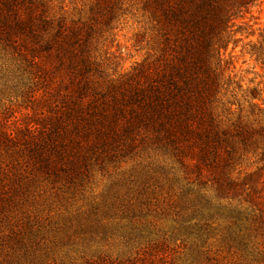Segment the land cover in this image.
Segmentation results:
<instances>
[{
	"label": "trees",
	"instance_id": "obj_1",
	"mask_svg": "<svg viewBox=\"0 0 264 264\" xmlns=\"http://www.w3.org/2000/svg\"><path fill=\"white\" fill-rule=\"evenodd\" d=\"M257 1L96 0L95 16L110 19L128 3L151 33L152 54L114 81L98 75L96 20L50 18L43 0H0V44L25 63L47 110L4 139L21 140L37 169L68 179L119 143L163 150L188 184L236 202L227 216L234 232L250 222L264 237V125L244 116L245 104L261 111L262 92L235 82L226 57L236 20ZM254 56L264 69V35ZM249 155L256 168L240 176Z\"/></svg>",
	"mask_w": 264,
	"mask_h": 264
},
{
	"label": "rangeland",
	"instance_id": "obj_2",
	"mask_svg": "<svg viewBox=\"0 0 264 264\" xmlns=\"http://www.w3.org/2000/svg\"><path fill=\"white\" fill-rule=\"evenodd\" d=\"M43 1L50 18L96 20L101 79L126 77L153 52L145 17L128 3L108 19L106 11L95 16L96 0ZM238 26L226 57L235 82L262 92L255 102L261 111L250 114L245 104L244 116L264 125V69L254 56L263 43L264 0ZM21 64L0 44V264H264V237L255 225L245 222L237 234L227 218L236 202L188 184L163 150L119 143L69 179L37 169L24 142L3 135L35 127L47 112ZM254 159L237 166L240 176L255 170Z\"/></svg>",
	"mask_w": 264,
	"mask_h": 264
}]
</instances>
